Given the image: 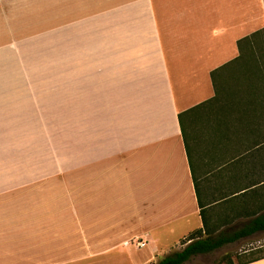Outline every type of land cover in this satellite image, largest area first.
Returning a JSON list of instances; mask_svg holds the SVG:
<instances>
[{
	"label": "crops",
	"instance_id": "0c3cea01",
	"mask_svg": "<svg viewBox=\"0 0 264 264\" xmlns=\"http://www.w3.org/2000/svg\"><path fill=\"white\" fill-rule=\"evenodd\" d=\"M263 27L264 0H0V264H89L132 243L150 262L202 226L200 205L221 228L264 213V79L238 47ZM44 79L81 127L72 159L48 151L46 174L6 183V131L41 123ZM209 99L184 116L188 159L178 114ZM50 189H82L80 214L37 197Z\"/></svg>",
	"mask_w": 264,
	"mask_h": 264
},
{
	"label": "rangeland",
	"instance_id": "374dc122",
	"mask_svg": "<svg viewBox=\"0 0 264 264\" xmlns=\"http://www.w3.org/2000/svg\"><path fill=\"white\" fill-rule=\"evenodd\" d=\"M45 48L46 47H18V51L20 50V52L23 53L30 52L26 54L27 58H29L32 52H40ZM42 57L45 58V55H42ZM45 63L49 64V62L43 61L42 65ZM22 65L25 67L27 66L26 62H22ZM38 88H40L41 91L40 95H38V102L41 108L39 111L41 123L35 127H33L34 125L28 124H15L11 125L9 132L6 131V183L29 180L34 181L35 171L38 175L46 174L47 164L51 161L50 157L47 158L48 151H53V153L58 155L59 165L63 164L67 166L69 165L67 163V158L72 159L71 151L75 148L70 145V141L68 142V134L81 132V127L78 125L72 126L68 122L67 111L65 109L54 108V103L52 101L53 96L50 94L51 87L49 79H44L43 83L40 84ZM37 150H40L39 155H37ZM73 176L78 177V180L81 181V174L76 173L73 174ZM47 177L51 176L49 175ZM50 180H52V178L48 179V181ZM57 181H73V178L72 176L62 173L58 176ZM32 197H34V193ZM37 197H41L42 199H58L62 203L64 202L67 204L68 209L73 205L77 213L80 214L81 212L83 200L82 189L77 193L75 191L68 193L50 189L42 191L41 193L38 192ZM79 223L82 225L80 221L76 222L75 220L76 228L74 231L79 229ZM79 232L80 230H76V237ZM183 241V239L180 240L176 247L172 248L169 253L181 250L185 245ZM132 244L128 247H118L109 254L92 258L89 260V264L157 263L159 259L145 262L149 257L153 256V259L155 258V255L150 254L149 245L137 249L133 247ZM259 246H262L264 249V232L227 244L209 254L195 256L184 264H218L220 258L225 253L231 254L235 260L234 254L236 252L244 248ZM167 248V250H169V247Z\"/></svg>",
	"mask_w": 264,
	"mask_h": 264
},
{
	"label": "trees",
	"instance_id": "16d2710c",
	"mask_svg": "<svg viewBox=\"0 0 264 264\" xmlns=\"http://www.w3.org/2000/svg\"><path fill=\"white\" fill-rule=\"evenodd\" d=\"M240 54L247 55L251 60L245 63L250 68L251 80L254 78L264 79V27L251 33L250 35L238 41ZM260 56V57H259ZM215 71L211 73L212 81L215 84ZM211 100H207L202 104L195 106L178 114L180 130L184 139L187 153L189 145L187 142L186 125L184 123V116L193 113L199 107H203ZM189 159V153H188ZM197 194V190H196ZM245 202V199L243 200ZM199 203V198H198ZM253 217L243 223H235L231 226L221 228L220 220L212 223L209 220L207 210L200 205V217L202 226L190 232L183 240L184 247L181 250L173 251L167 255L159 258L156 264H184L190 261L193 257L198 255H205L214 252L221 247L234 243L245 237H249L254 233L264 231V213H251ZM233 256L225 253L220 258L218 264H245L261 258H264V249L259 247H248L236 252Z\"/></svg>",
	"mask_w": 264,
	"mask_h": 264
},
{
	"label": "built area",
	"instance_id": "2783aa9c",
	"mask_svg": "<svg viewBox=\"0 0 264 264\" xmlns=\"http://www.w3.org/2000/svg\"><path fill=\"white\" fill-rule=\"evenodd\" d=\"M136 246L137 247H141V246H143V243L142 242H139V241H136Z\"/></svg>",
	"mask_w": 264,
	"mask_h": 264
}]
</instances>
